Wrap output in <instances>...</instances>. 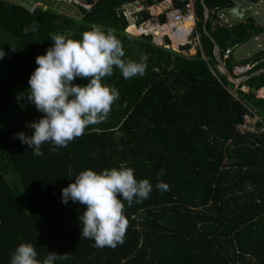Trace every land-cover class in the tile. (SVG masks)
<instances>
[{"label": "trees", "instance_id": "1", "mask_svg": "<svg viewBox=\"0 0 264 264\" xmlns=\"http://www.w3.org/2000/svg\"><path fill=\"white\" fill-rule=\"evenodd\" d=\"M136 1L164 0H94L90 9L80 5L81 19L60 14L51 0L33 10L0 0V50L6 53L0 60V264H10L21 243H31L41 260L49 252L68 255L55 264H264V132L238 130L246 115H257L264 129V99L255 93L264 88V53L245 62L254 68L241 84L249 91L240 87L238 96L215 54L218 48L223 58L232 50L225 68L233 75V51L264 34V26L253 18L219 26L218 12L205 23L206 9L211 14L236 4L196 0L202 50L188 58L135 36L118 9ZM92 26L112 31L125 59L146 58V72L126 80L114 69L104 82L120 95L106 119L67 147L53 152L45 143L44 154L34 156L14 134L31 135L27 125L43 114L18 94L29 88L37 56L53 45L51 34L81 39ZM121 162L153 191L131 207L124 201L123 243L96 248L82 238L79 216L86 206L63 203L62 189L83 170L99 173ZM161 181L167 190L155 188Z\"/></svg>", "mask_w": 264, "mask_h": 264}, {"label": "clouds", "instance_id": "2", "mask_svg": "<svg viewBox=\"0 0 264 264\" xmlns=\"http://www.w3.org/2000/svg\"><path fill=\"white\" fill-rule=\"evenodd\" d=\"M49 37L53 45L46 54L37 56L38 67L30 76L29 88L17 97L26 99L43 114L38 121L27 125L34 129L31 135L23 131L14 134V138L32 149L34 156L44 154L45 143L52 145L49 150L53 152L67 147L86 128L106 119L120 95L114 86L104 82L114 69H119L126 80L146 72V58L139 62L125 59L121 41L110 30L92 26L81 39L64 34ZM5 55L0 50V60ZM77 78L90 79L80 85L73 83ZM161 175L163 172L158 173ZM155 188L167 190L168 185L161 181ZM152 191L153 184L148 179L138 180L135 170L121 162L118 167L105 168L99 173L92 169L81 171L73 183L62 189V202L86 206L79 216L82 238L93 240L96 248H115L123 243L128 227L124 201L131 207L134 202L139 204L147 199ZM67 258V254L49 252L41 260L31 243H21L11 253L10 264H55L58 259Z\"/></svg>", "mask_w": 264, "mask_h": 264}, {"label": "built area", "instance_id": "3", "mask_svg": "<svg viewBox=\"0 0 264 264\" xmlns=\"http://www.w3.org/2000/svg\"><path fill=\"white\" fill-rule=\"evenodd\" d=\"M233 1L235 4L236 2H240V0ZM260 1L262 0H259V2ZM70 3L76 4V0H70ZM258 3L254 4L258 5ZM236 6L237 5L234 7ZM234 7L214 11L211 14L210 11L206 9L205 23L208 21L211 15H214L216 12H218L219 21H217V24H219V26H225L226 23L221 21L222 17H225L224 12L233 9ZM118 15L120 17L126 18L129 24V29L132 30L134 28L133 31L136 37H152L153 44L158 47L172 49L171 45L173 44V40L169 33L170 31L176 36L177 39H186L185 43L180 44V50H177L178 53L188 55V51L194 50V54L191 55L196 56L198 51L202 50L200 39L201 35L198 30L199 19L197 15L196 0H164L161 3L155 5H148L145 2L136 1L124 4L118 9ZM205 23L203 31L208 35ZM194 33H196V35H194ZM186 46H190V49L182 51V49ZM215 54L219 60V71L221 74H227L228 71L225 68V61L229 59L230 55L232 54V50L226 51L223 58L220 56L218 48ZM253 68L254 65L237 66L235 75L246 76L248 79L247 74ZM213 73L216 75L214 71ZM255 93L257 98L264 99V97L259 95V91ZM257 93L260 97L257 95ZM259 123H263V121L257 115H246L244 118V123L238 126V130L244 135H259L264 132L263 128L258 127Z\"/></svg>", "mask_w": 264, "mask_h": 264}, {"label": "rangeland", "instance_id": "4", "mask_svg": "<svg viewBox=\"0 0 264 264\" xmlns=\"http://www.w3.org/2000/svg\"><path fill=\"white\" fill-rule=\"evenodd\" d=\"M9 1H13L17 4L25 6L26 8L30 10H33L34 8L41 7V6H43L44 8H47L46 0H9ZM51 5L60 14L66 15L74 19L82 18V12H81L80 5L75 4V3H70V0H51ZM236 5L243 6V11L246 12L247 18L248 17L254 18L256 22L258 21L259 23L263 24L261 18L258 16V12L264 10V0L260 1L258 5L252 3L250 0H240V2H236ZM247 18L243 20V22L246 21ZM221 21L223 23H226V25L228 26H233L241 22V20L239 19L229 18V17H222ZM262 43H264V34H262L260 37L250 40L246 44L241 45L235 51H233L234 52L233 55L238 61V66H243L246 61L250 63L251 60L256 55L264 53V44L262 45ZM171 48L173 51L178 52L173 47ZM191 51L192 50L188 51L187 52L188 55H185V56L188 58L194 57L193 55H191V54H194ZM235 72H236V68L234 70L233 75L230 74L229 72H227V74H222V75H226L229 81L234 84V88L231 89V92L234 95L238 96V90L242 86L241 84L247 80V77L246 76H236ZM240 89L244 92H248V90H245L244 87H241Z\"/></svg>", "mask_w": 264, "mask_h": 264}, {"label": "water", "instance_id": "5", "mask_svg": "<svg viewBox=\"0 0 264 264\" xmlns=\"http://www.w3.org/2000/svg\"><path fill=\"white\" fill-rule=\"evenodd\" d=\"M94 0H76V4L81 5L82 7H88L87 9L92 8L94 5ZM225 17L239 19L241 21L247 18L246 12L242 11V6L237 5L231 10L224 12ZM258 16L261 18L262 23L264 24V10L258 12ZM196 35V33H194Z\"/></svg>", "mask_w": 264, "mask_h": 264}, {"label": "bare ground", "instance_id": "6", "mask_svg": "<svg viewBox=\"0 0 264 264\" xmlns=\"http://www.w3.org/2000/svg\"><path fill=\"white\" fill-rule=\"evenodd\" d=\"M133 29H134V28H133ZM169 33H170V35H171V37H172V40H173V44H172L171 46H172L175 50H178L180 44H181V43H185L186 39H177L176 36H175L172 32L169 31ZM191 52H192V51H191ZM244 88H246V87H244ZM259 94H260L262 97H264V88L261 89V90L259 91Z\"/></svg>", "mask_w": 264, "mask_h": 264}, {"label": "crops", "instance_id": "7", "mask_svg": "<svg viewBox=\"0 0 264 264\" xmlns=\"http://www.w3.org/2000/svg\"><path fill=\"white\" fill-rule=\"evenodd\" d=\"M247 19H249V17L247 18ZM254 19V18H253ZM255 20V19H254ZM256 21V20H255ZM241 22H243V21H241ZM245 22V21H244ZM259 22L257 21V24H258ZM258 25H261V26H264L263 24H261V23H259ZM264 43H262V45H263ZM192 53H194V50H192ZM245 90H248V88L246 87V88H244Z\"/></svg>", "mask_w": 264, "mask_h": 264}]
</instances>
